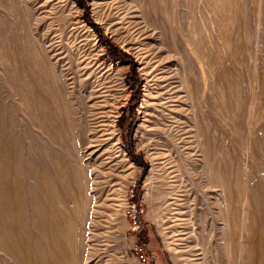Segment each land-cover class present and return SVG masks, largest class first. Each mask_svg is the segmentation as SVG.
I'll use <instances>...</instances> for the list:
<instances>
[{"label": "rangeland", "instance_id": "rangeland-1", "mask_svg": "<svg viewBox=\"0 0 264 264\" xmlns=\"http://www.w3.org/2000/svg\"><path fill=\"white\" fill-rule=\"evenodd\" d=\"M0 166V264H264V0H0Z\"/></svg>", "mask_w": 264, "mask_h": 264}, {"label": "bare ground", "instance_id": "bare-ground-1", "mask_svg": "<svg viewBox=\"0 0 264 264\" xmlns=\"http://www.w3.org/2000/svg\"><path fill=\"white\" fill-rule=\"evenodd\" d=\"M96 1V0H95ZM47 46V45H46ZM54 56V55H53ZM88 76V75H87ZM162 102V101H161ZM16 117V116H15ZM23 159V158H22ZM24 163V162H23ZM1 167V166H0ZM26 167V166H25ZM55 167V166H54ZM57 170V169H56ZM41 172V171H40ZM67 173V172H66ZM65 177V176H64ZM45 178V177H44ZM6 179V178H5ZM66 181V180H65ZM68 181V180H67ZM41 184V183H40ZM67 188V187H66ZM25 190V189H24ZM28 192V191H27ZM27 194V193H26ZM2 196V195H1ZM4 196V195H3ZM62 197V196H61ZM57 198V197H56ZM32 203V202H31ZM66 210V209H65ZM2 224V223H1ZM1 237V236H0ZM4 245V244H3ZM2 254V253H1ZM228 256V255H227ZM198 263V262H197ZM247 263V262H246Z\"/></svg>", "mask_w": 264, "mask_h": 264}, {"label": "trees", "instance_id": "trees-1", "mask_svg": "<svg viewBox=\"0 0 264 264\" xmlns=\"http://www.w3.org/2000/svg\"><path fill=\"white\" fill-rule=\"evenodd\" d=\"M111 54H112V57L118 59V53H117V55H116V54H115V51H112Z\"/></svg>", "mask_w": 264, "mask_h": 264}]
</instances>
